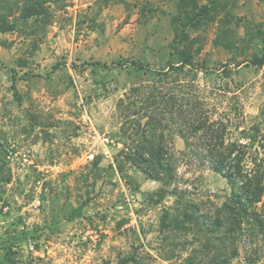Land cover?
<instances>
[{"label": "rangeland", "instance_id": "rangeland-1", "mask_svg": "<svg viewBox=\"0 0 264 264\" xmlns=\"http://www.w3.org/2000/svg\"><path fill=\"white\" fill-rule=\"evenodd\" d=\"M34 3L42 13L21 17ZM0 17L12 26L0 29V264H208L216 245L174 219L190 202L213 214L227 178L174 128L164 131L172 178L128 162L120 172L115 156L128 142V96L165 71V87L186 85L226 123L225 141L264 182V63L252 64L264 0H0ZM182 49L191 65L168 69ZM254 208L264 219V194ZM227 245L236 254L212 264H264L254 219Z\"/></svg>", "mask_w": 264, "mask_h": 264}, {"label": "trees", "instance_id": "trees-1", "mask_svg": "<svg viewBox=\"0 0 264 264\" xmlns=\"http://www.w3.org/2000/svg\"><path fill=\"white\" fill-rule=\"evenodd\" d=\"M208 10L207 6L200 7L201 13ZM41 13L40 4L34 3V6L26 8L21 17L28 18ZM4 20L0 17V25H4L0 29L11 30L12 26L6 25ZM179 35L180 40L188 38L184 31L176 37ZM178 53L181 58L177 61V66L170 64L168 69L191 65L192 52L182 49ZM263 63L264 52L252 58L254 65ZM164 74L165 71H159L156 81L133 88V95L128 96L126 113L132 112V115L125 116V123L130 132L127 134L128 142H124L125 149L115 156V161L120 172L124 170V163L128 162L151 178H172V153L165 143L164 131L174 128L185 140L186 147H194L192 152L201 159L202 164L207 162L212 170L222 174L230 182L231 194L221 206L215 208L213 214L201 212L198 204L190 202L187 210H183L180 220L174 219L177 228L189 230L197 227L200 236L206 238L204 245L209 246L208 243L211 242L216 245V252L210 256L208 264L224 263L236 254L235 248L227 250V240L241 227L243 217L254 219L260 226H264L261 213L254 208L264 194L262 175L258 167L249 171L243 168L241 162L246 152L241 144L225 141L226 123L211 119L208 110L202 107L203 102L190 95L186 85L177 83L174 87H165L162 79ZM140 111L143 112L142 115H146L143 123L136 116ZM151 129L159 132L155 136H149L147 133ZM168 218L169 213L166 211L161 219L162 227H168Z\"/></svg>", "mask_w": 264, "mask_h": 264}]
</instances>
